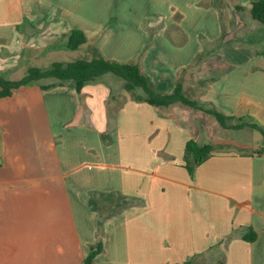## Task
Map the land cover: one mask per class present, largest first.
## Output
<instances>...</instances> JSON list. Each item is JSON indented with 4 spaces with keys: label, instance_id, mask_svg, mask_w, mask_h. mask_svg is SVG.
Segmentation results:
<instances>
[{
    "label": "crops",
    "instance_id": "obj_1",
    "mask_svg": "<svg viewBox=\"0 0 264 264\" xmlns=\"http://www.w3.org/2000/svg\"><path fill=\"white\" fill-rule=\"evenodd\" d=\"M253 1L0 0V75L19 80L50 51L68 53V34L81 29L86 57L138 61L161 92L181 79L228 116L264 121V23ZM150 9H165L159 36L97 35L124 10ZM108 75L81 93L77 81L45 89L57 81L46 78L0 97V264H85L99 242L95 264H264L263 143L230 139L247 127L225 129L206 111L138 101ZM190 140L216 148L195 178ZM109 196L134 204L101 234Z\"/></svg>",
    "mask_w": 264,
    "mask_h": 264
},
{
    "label": "trees",
    "instance_id": "obj_2",
    "mask_svg": "<svg viewBox=\"0 0 264 264\" xmlns=\"http://www.w3.org/2000/svg\"><path fill=\"white\" fill-rule=\"evenodd\" d=\"M251 13L253 17L264 23V0H255L252 2ZM88 42L86 33L81 29H73L68 34L66 44L69 50H78ZM92 57L80 58L69 62H55L48 68L31 67L27 74L19 80H11L0 75V97L12 95L14 89L23 85L39 82L46 78H55L57 81L51 84H43V88L50 89L59 84H66L69 81H77L78 91L81 93L83 88L90 82L104 76L107 73H115L125 80V89L130 92L138 101H148L158 107L183 104L185 106L203 110L218 120L225 129H243L250 127L262 134L264 137V128L242 117L236 118L228 116L223 110L213 104H206L195 96L189 95L184 83L180 79L176 88L172 92H161L156 89L152 77L146 73L138 61L123 62L107 58L102 52L94 49ZM199 60V58H198ZM216 148L211 144H199L196 140H190L186 147V167L193 178L199 166L208 161L215 153ZM117 196V195H116ZM111 205L100 206L101 225L114 216L117 212L127 209L134 204L126 197L109 196ZM115 198V199H114ZM115 201V202H114ZM103 204V202H102ZM257 234L252 228H249L248 235L244 236L248 242H253ZM104 251L102 242H99L92 248V253L86 258L85 264H95L97 256ZM197 257H192L185 264H195Z\"/></svg>",
    "mask_w": 264,
    "mask_h": 264
},
{
    "label": "rangeland",
    "instance_id": "obj_3",
    "mask_svg": "<svg viewBox=\"0 0 264 264\" xmlns=\"http://www.w3.org/2000/svg\"><path fill=\"white\" fill-rule=\"evenodd\" d=\"M159 11L163 12L165 11V9L124 10L123 11V13H125L124 15H120L119 16L120 18H117V20L115 19L112 20L111 23L107 27H103L101 32H99L97 35L99 36H154V37L159 36L161 29H164L166 27V24L163 22V20H160L161 18H163V16L161 15V12ZM152 13H156V14L150 17L149 19H147L146 17ZM170 27L167 29L166 35L175 36L172 33V30L174 29V27L171 29V31H169ZM196 27L199 28L200 26H196ZM201 27L205 28L207 26L203 25ZM90 36H93V34H90ZM206 37L207 36H204V35L198 36V41L202 40L203 43L205 44V48H204L205 51L199 56L200 62L203 61V59H205V57L207 56L208 40ZM251 40L257 41L258 37L254 36L251 38ZM177 41L180 45H184V44H181L180 40H177ZM220 44H222V42ZM195 46H196V43L192 45V48L194 49ZM218 47L216 48V50L218 49ZM84 52L88 53V50L80 48L78 50H69L68 53H60V52L55 53L54 51H50V53L48 54V57L43 58V60H41L40 62H34V65L45 68V67H50V64L52 63V61H54L53 59H64L66 61H74L80 58H85L86 56ZM108 76L114 79L116 86H117V83L124 82V78H122L121 76L115 73H109ZM18 77H21V76H18ZM48 80H50V78ZM251 122H254L260 125L262 128H264V121L261 119H257V120L252 119ZM229 133H230V139L232 138V139L239 140V138H242V140H244V143L249 144L251 146L256 145L257 140H259L260 143H263V146H264V137L262 136L260 132L256 130H252V128L247 127L244 130L230 131ZM259 149L261 150V148ZM104 226H105L104 224L100 225L101 234L104 232Z\"/></svg>",
    "mask_w": 264,
    "mask_h": 264
}]
</instances>
